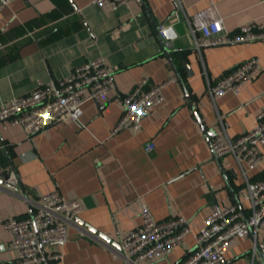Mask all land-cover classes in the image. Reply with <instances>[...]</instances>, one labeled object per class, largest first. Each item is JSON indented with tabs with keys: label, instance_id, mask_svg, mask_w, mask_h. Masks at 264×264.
<instances>
[{
	"label": "crops",
	"instance_id": "0c3cea01",
	"mask_svg": "<svg viewBox=\"0 0 264 264\" xmlns=\"http://www.w3.org/2000/svg\"><path fill=\"white\" fill-rule=\"evenodd\" d=\"M218 18L235 32L242 23L264 20V0H133L117 9L93 0H10L0 8V105L95 57L115 68L116 80L114 94L85 102L78 120L35 134L0 121V264L17 256L3 222L30 214L52 191L78 197L84 207L79 218L117 242L141 223L145 207L159 220L189 219L191 232L172 252L139 264L184 258L215 202L248 211L239 164L232 154L215 155L211 139L223 128L233 138L250 130L264 108V39L198 49L191 28ZM167 26L179 34L173 56L182 81L158 38L157 27ZM253 56L262 69L239 94H210V83ZM143 77L172 79L164 101L141 128L113 133L122 97ZM150 141L155 147L147 151ZM262 176L264 166L251 171L252 178ZM91 233L80 221L70 224L64 244L46 247L63 253L51 264H129L121 246ZM263 238L264 230L235 238L225 264H249L254 257L264 264L253 252Z\"/></svg>",
	"mask_w": 264,
	"mask_h": 264
},
{
	"label": "built area",
	"instance_id": "2783aa9c",
	"mask_svg": "<svg viewBox=\"0 0 264 264\" xmlns=\"http://www.w3.org/2000/svg\"><path fill=\"white\" fill-rule=\"evenodd\" d=\"M93 1L117 9L133 0ZM9 2L0 0V8ZM164 28L161 27L160 31ZM191 31L198 49L223 43L263 40L264 20L242 23L235 32H231L222 18H218L191 28ZM261 69L260 57L253 56L210 83L208 90L213 97L227 92L239 94ZM171 80L154 83L148 77L138 80L133 89L122 97V113L112 132L141 128L143 119L164 101L163 90ZM115 89V68L103 57L91 58L64 78L40 82L32 91L2 102L0 121L5 128L20 125L29 134H35L64 120H78L85 102L106 100ZM154 147L155 143L150 141L145 149L149 151ZM211 147L219 157L234 155L244 178L242 192L249 200L248 211L237 204L213 203L203 225L195 233V247L175 264H225L229 245L235 238L256 235L264 230V176L251 177V171L264 166V108L256 114L250 130L233 138L223 128L211 139ZM83 208L78 197L52 191L42 196L38 208L30 214L5 220L3 225L10 231L11 245L17 251L16 258L8 264H49L60 260L63 257L61 250L47 252L46 247L64 244L68 240V227ZM141 216V223L118 239L121 254L129 264L168 255L192 230L189 219L181 214L159 220L145 207ZM91 234L113 247L110 242ZM259 250L264 252V238L255 241L254 254ZM249 264L263 263L254 257Z\"/></svg>",
	"mask_w": 264,
	"mask_h": 264
},
{
	"label": "water",
	"instance_id": "95a60500",
	"mask_svg": "<svg viewBox=\"0 0 264 264\" xmlns=\"http://www.w3.org/2000/svg\"><path fill=\"white\" fill-rule=\"evenodd\" d=\"M157 32H158V38L161 42V45H162V48H163V52H165L173 66V68L175 69V72H176V75L179 77V79L182 81L181 77H180V74H179V71H178V68L176 66V63H175V60H174V56H173V52L175 50H177V48H175V43H174V40L177 39L179 37V34L175 31L174 27L172 26H167L165 27L162 32L160 31V28L157 27ZM181 63L182 65L184 66V68L189 72L191 73V68H190V65H189V62L187 61V59H182L181 60ZM192 103V101H191ZM197 117L199 119V121L201 122V119H200V116L197 114ZM74 220L75 221H80L83 223V226L91 231L92 233L96 234L97 236H99L100 238H102L103 240L107 241V242H110L113 246H116V247H120V244L115 241V240H112V238L105 234L104 232L102 231H99L97 230L94 226H92L91 224L89 223H85L81 220V218H79V216H75L74 217ZM263 260H264V252H261L259 250ZM51 264V263H49Z\"/></svg>",
	"mask_w": 264,
	"mask_h": 264
}]
</instances>
